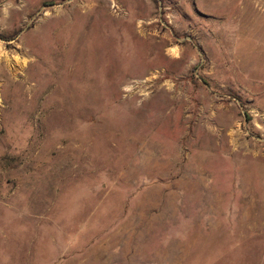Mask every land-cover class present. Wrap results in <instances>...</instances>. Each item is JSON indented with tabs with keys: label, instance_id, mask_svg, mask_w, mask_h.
Masks as SVG:
<instances>
[{
	"label": "rangeland",
	"instance_id": "374dc122",
	"mask_svg": "<svg viewBox=\"0 0 264 264\" xmlns=\"http://www.w3.org/2000/svg\"><path fill=\"white\" fill-rule=\"evenodd\" d=\"M263 192L264 0H0V264H264Z\"/></svg>",
	"mask_w": 264,
	"mask_h": 264
},
{
	"label": "crops",
	"instance_id": "0c3cea01",
	"mask_svg": "<svg viewBox=\"0 0 264 264\" xmlns=\"http://www.w3.org/2000/svg\"><path fill=\"white\" fill-rule=\"evenodd\" d=\"M258 208H256L255 212L256 214L252 213V217H255L256 219H252V224L255 226L258 225H264V192L262 196H258Z\"/></svg>",
	"mask_w": 264,
	"mask_h": 264
}]
</instances>
